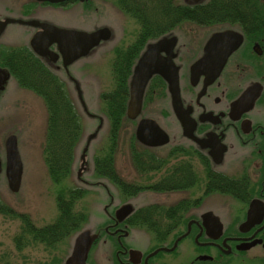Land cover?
I'll use <instances>...</instances> for the list:
<instances>
[{"label": "flooded vegetation", "instance_id": "obj_1", "mask_svg": "<svg viewBox=\"0 0 264 264\" xmlns=\"http://www.w3.org/2000/svg\"><path fill=\"white\" fill-rule=\"evenodd\" d=\"M111 1L123 14L124 33L112 43L113 30L99 28L109 30L100 45H109L102 55L111 67L99 118L109 126V139L119 128L118 138L127 131L136 147L128 150L132 165H113L102 176L95 175L98 180L82 182L89 200L82 204L84 220L77 225L71 254L79 235L89 231L95 239L87 264H264V0H104V4ZM17 2L0 0L2 51L14 50L6 38L13 26L43 31V25L53 24L52 18L37 21V13L79 3ZM191 12L199 17L202 38L191 34ZM220 33L237 35L239 43L215 77L202 72L194 80L193 66L207 56L210 41ZM162 40L169 42L157 55L171 56L177 68L180 98L190 117L186 124L175 111L170 84L159 72L146 83L140 111L129 113L136 68L148 48ZM49 48L55 57H37L43 66L57 77L76 79L74 61H66L58 43ZM224 49L222 45L220 50ZM4 56L0 110L11 106L9 84L21 87L8 68L9 53ZM147 119L166 131L167 144L149 145L138 137L140 123ZM106 152L104 147L96 154ZM5 165L2 145L0 167L4 170ZM124 206L129 211L119 213Z\"/></svg>", "mask_w": 264, "mask_h": 264}, {"label": "rangeland", "instance_id": "obj_2", "mask_svg": "<svg viewBox=\"0 0 264 264\" xmlns=\"http://www.w3.org/2000/svg\"><path fill=\"white\" fill-rule=\"evenodd\" d=\"M17 1L15 0L16 4ZM42 17L45 19H41ZM47 17L52 18L51 22L53 24L51 26L60 29L70 28L69 30L89 32L94 30L95 27H101V25L108 26L113 30L112 43H115L118 37L123 36L124 33L123 26L120 23L123 20V14L113 1L109 2L108 5L104 4V0H88L84 3L75 2L69 8L60 10L45 9V12L37 13L35 18H37V21L42 22V20L47 21ZM198 19L191 20V34L192 36L196 35V38H202V27L196 23ZM38 24L35 29L41 26V23ZM13 27L14 30L6 36L10 47H13L14 52L17 51V53L29 49L34 28L27 31L21 30L17 34L16 31L20 30V26ZM12 35H15L14 39ZM104 47V45L96 46L88 54L79 58L76 61L77 63L71 67L72 73L75 74L82 85L83 96L88 106L98 112H100L98 106L101 104L98 94L104 89V86L107 87L106 85L111 79V67L108 58L105 54L102 55L104 49L107 50V47ZM6 52L11 54L12 49L7 48L3 51V53ZM23 89L25 88H16L15 84L11 82L8 87V99L11 106L0 110V148L9 134L15 131L19 133L18 147L23 162L22 186L18 194L8 190L7 183H5L7 181L4 182L3 168L0 167V201L15 211L30 214L33 220L39 226H42L51 223L57 215L54 195L55 186L49 176L44 158L48 115L42 98L33 91ZM98 126L99 121L97 119H90L87 124V136H89L91 130ZM108 129L109 127L105 125L99 140L96 139L98 141L93 145V148L99 145L100 147L104 144L107 145L109 141ZM130 135L127 131L121 134L116 159L118 165L133 164L128 152L134 144L130 140ZM123 151L128 152V158ZM78 164L79 167L81 165L80 159ZM88 168L89 170L85 175L90 179L98 180L94 175L93 165L90 164ZM73 182L74 184L78 183L74 180ZM87 200L89 199H85L83 204L87 203ZM95 211H98V209ZM19 226L20 221L17 219L0 217V256L1 253H9L7 260L0 262V264H6V262H9L7 264H25L26 262L28 264H40V262L50 261V256L41 250V246L38 249L29 248L25 250L23 256L22 253H16L13 237ZM77 230L73 232L68 242L59 249L58 256L62 260L57 261L58 264H64V260L71 254L73 238L76 237Z\"/></svg>", "mask_w": 264, "mask_h": 264}, {"label": "trees", "instance_id": "obj_3", "mask_svg": "<svg viewBox=\"0 0 264 264\" xmlns=\"http://www.w3.org/2000/svg\"><path fill=\"white\" fill-rule=\"evenodd\" d=\"M198 18V15L191 12V20ZM12 54H9L7 60L10 61L8 68L13 77L20 86L40 96L47 108L44 158L49 176L55 186L57 215L51 223L39 226L31 215L15 211L0 201V217L20 221L19 229L13 237L16 253H22L23 256L25 250L38 249L41 246V250L50 256V261L40 262V264H58L59 260H62L58 256L59 249L68 242L77 225L80 227L84 220L81 205L86 198L87 190L78 187L73 180L78 179L76 174H78L80 152L83 148H90V145L87 141L83 143L85 123L66 84L44 67L30 49H24L18 53L13 50ZM3 58L5 60L4 53L0 49V60ZM114 73L118 83L117 70ZM100 97L103 101L104 95L101 94ZM118 133L119 128H114L113 135L105 147L109 152L94 157L95 175L102 176L105 168L107 170L117 164L120 142ZM135 147L133 144V148ZM77 213L79 214L76 218ZM8 256L7 252L1 253L0 262L7 260Z\"/></svg>", "mask_w": 264, "mask_h": 264}, {"label": "water", "instance_id": "obj_4", "mask_svg": "<svg viewBox=\"0 0 264 264\" xmlns=\"http://www.w3.org/2000/svg\"><path fill=\"white\" fill-rule=\"evenodd\" d=\"M60 2L64 0H40ZM85 1V0H81ZM3 24L0 22V33ZM43 31L37 33L33 39L34 50L41 55L54 56L49 46L53 42L58 43L66 57L67 62H72L84 55L88 54L98 43L109 36L106 28L96 30L94 32H82L69 29H60L51 25H43ZM169 41L162 40L151 45L139 65L136 68L132 80V98L129 108L131 115H136L142 106V97L147 81L154 72L161 73L170 84L173 95L174 108L178 116L184 124L190 118L188 113L184 111L180 98V90L178 84L177 68L174 65L171 56L162 59L157 55L159 51L168 44ZM239 43V37L231 33H220L215 35L209 43L207 56L199 60L192 69L193 79L196 80L200 74L206 73L208 78L216 76L220 67L225 62L229 51ZM224 45L225 49L220 50ZM138 137L149 145H164L168 142L169 136L164 129L151 119L144 120L140 123L138 129ZM90 142V138L88 139ZM6 150V166L5 174L8 186L12 192H18L21 189L23 178V162L18 147V137L16 134H10L5 142ZM87 150V147L85 148ZM84 150V151H85ZM129 206H124L119 213L129 211ZM95 235L89 231L82 232L75 246L73 253L68 257L66 264H87L86 259L92 245Z\"/></svg>", "mask_w": 264, "mask_h": 264}]
</instances>
